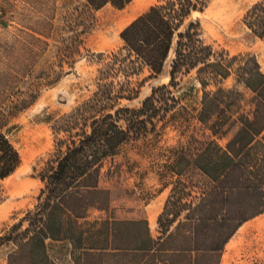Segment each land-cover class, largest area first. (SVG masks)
<instances>
[{
  "label": "rangeland",
  "instance_id": "1",
  "mask_svg": "<svg viewBox=\"0 0 264 264\" xmlns=\"http://www.w3.org/2000/svg\"><path fill=\"white\" fill-rule=\"evenodd\" d=\"M162 1L132 0L123 9L108 4L89 10L86 0H0L5 11L0 27V118L22 158L16 172L0 180V237L12 233L14 226L25 230L27 213L36 211L40 203L44 183L39 173L54 151L57 122L98 89L99 68L124 46L121 32ZM258 2L264 0H207L204 9L193 11L179 29L184 31L195 22L202 40L212 48V61L221 60L229 67L227 78H211V67L200 73V64L189 72L179 71L171 82L173 49L158 77H150L149 67L143 66L129 77L108 79L116 90L121 84L135 90L133 98L121 99L117 108L141 107L163 84L169 91L157 92L160 110L155 125L149 123L145 135L129 139L117 155L104 160L97 188L81 189L83 200L73 194L65 198L69 211L82 215L78 222L85 233L80 242L48 238L47 251L53 260L76 264L74 251H95L105 255L91 257L86 264H114L115 257L108 253L128 251L131 242L127 227L120 225L117 230L113 224L147 220L157 238L158 218L177 180L181 178L192 195L184 200L201 194L203 176L192 160L209 141L225 148L240 129L242 117L255 115L257 94L245 81L250 69L259 66L264 73V40L247 25L245 16ZM204 77H209L210 93L205 109L200 83ZM219 88L232 92L217 95ZM203 110L207 123L200 120ZM219 121L224 134L214 132ZM183 155L190 161H184L180 177L175 171ZM151 212L157 213L154 222ZM96 222L102 228L99 235L90 230ZM19 242H0V264H8ZM221 264H264V212L238 229L223 250Z\"/></svg>",
  "mask_w": 264,
  "mask_h": 264
},
{
  "label": "trees",
  "instance_id": "2",
  "mask_svg": "<svg viewBox=\"0 0 264 264\" xmlns=\"http://www.w3.org/2000/svg\"><path fill=\"white\" fill-rule=\"evenodd\" d=\"M130 2L132 0H86L85 6L99 10L110 4L123 9ZM206 4L207 0H163L121 32L124 46L99 68L102 81L98 89L55 125V148L39 173L44 187L36 211L26 215L28 227L20 231L14 226L12 233L0 237V242L20 241L19 250L8 256V264H59L47 251V239L69 238L80 242L85 233L78 222L82 215L69 211L65 198L73 194L83 200L81 189L97 188L104 160L117 155L129 139L145 135L149 123L155 125L154 118L160 110L157 92L169 91L168 85L155 88L139 108H117L121 99H132L135 90L125 89L124 84L116 90L114 81H108L111 76L129 77L140 67L147 66L151 71L149 76L158 77L173 49L171 82L176 80L179 71L189 72L200 64H203L199 67L200 73L208 67L213 69L211 78L229 76L228 66L218 59L212 61V48L202 40L195 22L179 32L184 20L193 11L203 10ZM245 17L247 25L264 40V2L256 3ZM248 73L245 83L257 94L255 115L242 117L240 129L225 148L215 140L209 141L192 160V165L203 176L201 194L184 200L185 195H192L179 178L158 218L161 234L157 238L152 236L147 220L113 224L117 230L125 225L131 242L126 247L128 251L108 253L115 257L114 264H184L185 259L189 264H221L223 250L238 229L264 212V73L259 66ZM200 83L205 109L210 94L207 91L209 77L200 78ZM230 92L232 90L219 88L216 94L227 96ZM200 120L207 123L204 110ZM1 121L2 118L0 180H3L16 172L22 158ZM222 124L219 123L215 133H225ZM184 161L189 162L190 158L186 155L179 158L175 172L180 177L185 171ZM97 223L91 225L90 230L99 235L102 228ZM103 255L95 251L73 252L76 264H86L87 259Z\"/></svg>",
  "mask_w": 264,
  "mask_h": 264
},
{
  "label": "built area",
  "instance_id": "3",
  "mask_svg": "<svg viewBox=\"0 0 264 264\" xmlns=\"http://www.w3.org/2000/svg\"><path fill=\"white\" fill-rule=\"evenodd\" d=\"M4 8L0 4V27L3 25V22L5 21V16H4Z\"/></svg>",
  "mask_w": 264,
  "mask_h": 264
},
{
  "label": "bare ground",
  "instance_id": "4",
  "mask_svg": "<svg viewBox=\"0 0 264 264\" xmlns=\"http://www.w3.org/2000/svg\"><path fill=\"white\" fill-rule=\"evenodd\" d=\"M140 1H142V0H139V2H140ZM132 18H133V17H132ZM132 18H131V19H132ZM134 18H135V17H134ZM130 22H131V21H130ZM149 217H150V220H151L152 222H154V221L156 220V218H157V213H155V212H151Z\"/></svg>",
  "mask_w": 264,
  "mask_h": 264
}]
</instances>
